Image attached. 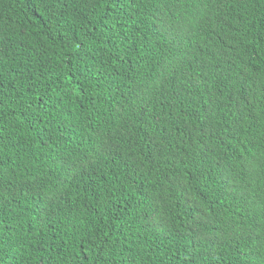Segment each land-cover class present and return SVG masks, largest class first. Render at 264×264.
<instances>
[{"label":"trees","instance_id":"16d2710c","mask_svg":"<svg viewBox=\"0 0 264 264\" xmlns=\"http://www.w3.org/2000/svg\"><path fill=\"white\" fill-rule=\"evenodd\" d=\"M0 264H264V0H0Z\"/></svg>","mask_w":264,"mask_h":264}]
</instances>
